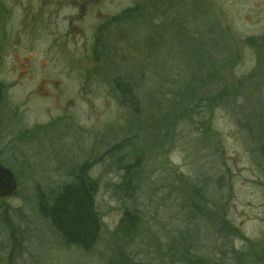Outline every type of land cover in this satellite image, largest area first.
<instances>
[{
    "label": "rangeland",
    "instance_id": "obj_1",
    "mask_svg": "<svg viewBox=\"0 0 264 264\" xmlns=\"http://www.w3.org/2000/svg\"><path fill=\"white\" fill-rule=\"evenodd\" d=\"M129 75L138 112L113 90ZM0 85V161L17 180L0 201V264H105L132 205L114 186L137 160V262L173 264L186 230L198 264H261L264 0H0ZM84 163L103 224L91 252L66 247L36 211L35 193ZM204 178L221 187L195 203L219 204L238 238L190 221L187 189Z\"/></svg>",
    "mask_w": 264,
    "mask_h": 264
},
{
    "label": "trees",
    "instance_id": "obj_2",
    "mask_svg": "<svg viewBox=\"0 0 264 264\" xmlns=\"http://www.w3.org/2000/svg\"><path fill=\"white\" fill-rule=\"evenodd\" d=\"M130 78H132L129 75ZM133 79V78H132ZM121 76H116L113 80V90L117 94L120 105L131 111H140V104L136 97V84ZM1 89V85H0ZM264 144V134L259 135L258 143ZM261 155H264V145L258 147ZM137 158V157H136ZM137 160L132 165L124 168L118 185L114 186V196L122 203H131L132 205L124 206L119 223L111 236L110 256L105 264H143L137 262L131 255L128 248L133 245L136 240L142 222L140 211L134 207L136 204L137 193L140 187V164ZM1 162V161H0ZM5 167H9L6 163L1 162ZM91 163H84L78 168H74L66 182H61L55 189L48 191L38 190L35 193L37 215L49 223L51 228L59 237L60 241L68 248L83 249L85 252H91L98 244L103 229L102 219L96 205V195L98 192V182L90 175ZM7 167V168H8ZM213 181L209 178L199 179V184L194 188L189 186L187 193L193 195L196 199L190 200L193 206L190 211V221L198 218H207V220L216 228H219V234L224 236V240L228 237L238 238V230L222 218L219 204L212 205V208L206 202L204 210L195 201H199L206 197V193L211 189L215 191L214 185L221 187L222 179ZM211 182V183H209ZM192 196V197H193ZM209 197V196H208ZM201 204L202 202L199 201ZM198 214L195 216L194 214ZM5 221V218H4ZM7 224V221H5ZM186 230L182 232L181 238L173 250L169 253L173 264H198L199 247H194L192 237H184ZM257 260H253L256 264ZM261 264H264V251L260 256ZM237 264V263H235ZM242 264H245L242 263Z\"/></svg>",
    "mask_w": 264,
    "mask_h": 264
},
{
    "label": "water",
    "instance_id": "obj_3",
    "mask_svg": "<svg viewBox=\"0 0 264 264\" xmlns=\"http://www.w3.org/2000/svg\"><path fill=\"white\" fill-rule=\"evenodd\" d=\"M17 190L14 174L0 164V199L8 198Z\"/></svg>",
    "mask_w": 264,
    "mask_h": 264
}]
</instances>
